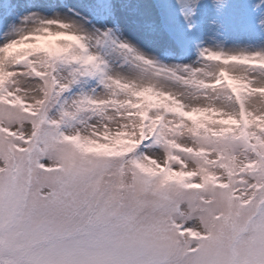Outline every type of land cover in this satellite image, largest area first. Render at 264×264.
Masks as SVG:
<instances>
[{"label":"rangeland","instance_id":"374dc122","mask_svg":"<svg viewBox=\"0 0 264 264\" xmlns=\"http://www.w3.org/2000/svg\"><path fill=\"white\" fill-rule=\"evenodd\" d=\"M146 1L0 0V264H264V0Z\"/></svg>","mask_w":264,"mask_h":264},{"label":"bare ground","instance_id":"6f19581e","mask_svg":"<svg viewBox=\"0 0 264 264\" xmlns=\"http://www.w3.org/2000/svg\"><path fill=\"white\" fill-rule=\"evenodd\" d=\"M140 7L143 11H145V13H147V15L151 12L150 11L151 6H150L149 2L146 0H142V5ZM148 16H149V18H151L152 17L151 13ZM14 39H15V41L19 40L18 38H14ZM12 45H13V42H9L8 40H5V41L1 40L0 41V59L1 60H5V58H7L10 55V51L13 48ZM220 110L222 111V113H225V111H227L226 112V117H227L226 121L230 122L232 114L230 111L228 112L227 107L225 108V107L220 106ZM196 228H198V227H196Z\"/></svg>","mask_w":264,"mask_h":264}]
</instances>
